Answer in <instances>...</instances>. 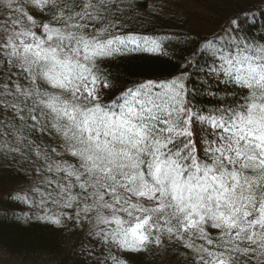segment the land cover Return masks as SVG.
<instances>
[{
  "label": "snow or ice",
  "instance_id": "6c2138e0",
  "mask_svg": "<svg viewBox=\"0 0 264 264\" xmlns=\"http://www.w3.org/2000/svg\"><path fill=\"white\" fill-rule=\"evenodd\" d=\"M131 7L0 0V157L27 165L39 198L16 199L45 226L86 229L89 264L151 249L183 264H264V33L240 34L233 18L199 45L217 103L198 107V60L120 90L110 79L102 65L163 52L127 31Z\"/></svg>",
  "mask_w": 264,
  "mask_h": 264
},
{
  "label": "trees",
  "instance_id": "16d2710c",
  "mask_svg": "<svg viewBox=\"0 0 264 264\" xmlns=\"http://www.w3.org/2000/svg\"><path fill=\"white\" fill-rule=\"evenodd\" d=\"M130 3L133 18L128 21L127 31L162 40L163 52L155 56L135 54L102 65L118 90L146 79H170L184 71L183 65L188 60H198L199 63L189 69L188 87L198 107L211 108L217 102L209 90L215 91L216 85L206 80L205 74L212 60L198 51L199 45L230 26L233 18L239 22L240 34L264 33V0H130ZM32 187L27 165L22 166L11 157L0 159V251L28 263L42 260L56 264H89L91 247L78 250L79 241L82 247L86 243L85 233L77 237L79 241L74 248H69L65 228L56 229L37 222L30 204L16 199L28 196L38 200ZM158 252L151 249L143 254L128 255L127 264H169L158 257Z\"/></svg>",
  "mask_w": 264,
  "mask_h": 264
},
{
  "label": "rangeland",
  "instance_id": "374dc122",
  "mask_svg": "<svg viewBox=\"0 0 264 264\" xmlns=\"http://www.w3.org/2000/svg\"><path fill=\"white\" fill-rule=\"evenodd\" d=\"M205 76L207 77L206 74H205ZM203 78H204V76H203ZM206 80H208V77L206 78ZM1 158L2 157H0V159ZM30 210L34 212L35 220H36L37 214H42L41 209H39V208L31 206ZM53 210H55V209H53ZM65 230H67L66 234H67V240H68L69 248H74L76 246L75 242L79 241V239L77 237L86 232V229H81V228L77 227L76 225L72 224L71 222H67V227H65ZM73 230H75L77 232H74ZM85 236L86 235L83 236V239L86 241V243L82 247L81 242L79 241L78 242L79 245L77 244L78 250H82V248L85 250H89V248L91 247V242H89L88 237L87 236L85 237ZM158 251L159 252L157 253V255L159 258H161L162 261H164V262L166 261L169 264H183V257L179 256L175 249H171V250L158 249ZM0 264H56V263H50V262L45 263L42 260H37V261L28 263V262H24V261H21L18 259H14V258L10 257L8 254L0 251Z\"/></svg>",
  "mask_w": 264,
  "mask_h": 264
}]
</instances>
